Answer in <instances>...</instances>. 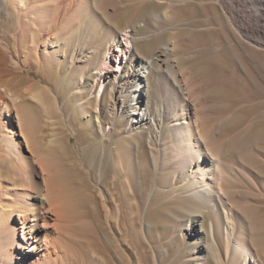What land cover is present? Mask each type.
<instances>
[{"label": "bare ground", "instance_id": "6f19581e", "mask_svg": "<svg viewBox=\"0 0 264 264\" xmlns=\"http://www.w3.org/2000/svg\"><path fill=\"white\" fill-rule=\"evenodd\" d=\"M149 1L155 8L142 14L141 21L136 22L133 10L124 28L116 23L129 6L136 9ZM220 1L231 13L228 18L232 23L233 19L239 21L233 24L236 36L264 47V0ZM255 1L260 6L253 12L249 7ZM173 2L0 0V18L13 24L9 30L0 25V119L2 115L12 116L22 102L33 105L29 99H40L44 104L49 90L40 81L48 75L61 77L71 87V99L81 110L83 125L99 139L101 177L97 194L102 210L116 212V200L129 198L125 186L144 170L148 181L144 210L155 196L173 205V212L179 216L171 219L177 220L174 232L194 248L189 264H225L227 260L231 264H264L252 243L251 221L245 212L264 194L262 138L240 143L250 128L223 130L222 116L209 109L207 94L198 83L203 79L192 78L195 66L191 73V67L181 65L180 57L174 54L178 47L175 34L160 42L157 55L150 54L148 47L157 33L176 27ZM253 19L257 21L252 22L254 25ZM140 40L149 55L139 47ZM31 72L39 79L32 78ZM23 112L18 119L27 130L28 119ZM30 138L26 134L29 146L35 145ZM1 155L0 175H10L8 159ZM107 161L114 171L112 177L109 174L110 181L106 177ZM49 173L44 177L46 188L33 196L37 202L30 203L27 192L14 206L10 204L9 217L17 215L19 220L15 226L5 227L7 238L0 264H85L91 249L90 236L88 243L85 238L93 234L86 228L90 219L85 222L87 218L80 212L83 209L77 210L81 214L76 212L81 208L77 204L72 210L74 200L69 198L68 184ZM75 213L82 217L76 223L83 218L85 221L72 225L75 228L71 231L68 222L77 219ZM18 231L21 239L14 236ZM96 247L114 262L102 240Z\"/></svg>", "mask_w": 264, "mask_h": 264}, {"label": "rangeland", "instance_id": "374dc122", "mask_svg": "<svg viewBox=\"0 0 264 264\" xmlns=\"http://www.w3.org/2000/svg\"><path fill=\"white\" fill-rule=\"evenodd\" d=\"M153 3V1H149L136 9H133L134 5L132 7L129 6L126 10L123 9L124 13L122 12L120 21L117 20L116 23H119L118 25L124 28L133 10L135 11L134 14H136V22L141 21L140 16L142 14L151 12L155 8ZM250 5L249 9L253 12H256L260 6L256 1L253 2V5L252 3ZM171 8L174 19H176L175 16L177 15L178 20L176 19L177 23L175 26L178 27L155 34L153 45L151 44L152 47H148L150 48V54L157 55L155 49L160 42L162 40L165 41L169 35L175 34L178 47L175 49L174 54L178 58L180 57L179 62L181 65L191 67V73H193L192 70L195 66L194 70L196 71L194 72L195 74H192V78L193 80L203 79L202 82L198 81V83H201L200 85L203 86L205 94H207L206 100H208V104L210 103L209 109L222 116L221 124L224 126L222 127L223 130L248 127L250 130L247 128V134L245 133L240 143L262 138L261 148H264V47L256 46L257 44L250 42L247 37L241 36L239 38L236 36L233 24L238 25L239 21L233 19L234 22L232 23L228 18L231 13L226 10L220 0H174ZM255 20L253 19L251 23L253 21L254 24L257 23ZM253 23L252 25H254ZM0 25L2 28L9 30L13 24L7 19L3 20L0 18ZM257 39L260 40L259 37ZM141 41H138L139 47L141 46V49H145V53L149 55L148 48L145 45H141ZM31 76L39 79L33 72H31ZM51 77L52 79H50ZM56 79L57 77L48 75L45 80L40 81V85L49 90L48 100L44 104L40 99H29L28 101L33 103V105H27V103L22 102L24 110H21V105L20 108H14L12 116L2 115L0 119V144H4L3 147L2 145L0 146V156L5 154L9 163H4L12 169L10 175L4 172L0 175V219L2 220V224H0V257L1 252L5 248L4 244L7 238L5 235L7 228H9L8 226H15L17 222L15 220H19L17 215L12 214L9 217L8 213L10 212L8 209L12 210L14 204L27 192L28 194L30 192L28 195V197L30 196L28 199L30 203L37 202L33 196H37V193L46 188L44 177L50 172L49 174L68 184L66 188L69 190V196H72L69 198L74 200L72 206L77 204V206L81 207L76 208V212L80 209L87 212V215L82 212L83 210H80L83 215L77 212L82 217L87 218L86 221L83 220L84 218L79 219L80 222L84 223L85 221L88 223L90 219L91 227L89 223L85 227L90 230L89 232L93 233V237L87 234L88 236L85 238L86 242L89 236L91 239H89L91 249H88L89 254L84 259L85 264L89 262L94 264L95 261L99 262H95V264H189L190 254L194 248L188 242L181 240L174 232L177 223L176 219L179 216L173 212V205L170 206V203L161 196H155L151 201L152 203L146 207V211L144 210L147 197L146 188L148 186L144 170H141L136 178L131 179L129 187L125 186V190L130 194L129 198L127 201L120 200V198L116 200L115 204L117 203L116 205L118 206L116 208L114 204L116 212L102 210L100 205H98L100 197L97 192H99L98 184L101 177L98 152L99 139L96 134L89 133L87 131L88 128L83 125L81 110L76 101L74 100L73 102V99H71L73 94L71 93L70 85L67 84L68 82L61 77ZM73 103L76 104L78 109ZM22 111H24L23 113L28 119V122H25L27 130L22 129V122L18 119ZM26 134L34 139L35 145L29 146ZM32 138L30 139L33 140ZM14 140L17 142H13ZM53 140H55V143L52 142ZM8 151L9 154L7 153ZM9 159L14 161L12 162ZM106 165V177L108 178L106 179L109 180L114 175V171L110 161H107ZM13 170L14 172L12 173ZM15 174L18 175L16 176ZM109 174H111V177ZM14 177L18 178L19 181L18 179L14 180ZM262 192H264V182ZM75 197L78 201H76ZM137 199L140 202L138 205ZM93 200L94 203H92ZM259 200L260 202L247 206L245 212H247L246 214L251 221L249 232L252 237V243L255 245L254 247H256L258 254L260 253V260L264 263L263 193L260 194ZM153 201L155 202L153 203ZM95 202L97 203L95 204ZM10 204H13V206L10 207ZM81 204L84 206L87 204L88 206L83 208L84 206ZM72 210H75V207ZM100 213L103 214L101 215ZM110 213L111 215H109ZM76 217L75 221H73V217V220L68 222L71 224H68L69 228L71 226V231L75 228L72 225L78 226L80 222H76L78 218H82L77 214ZM98 218H103V220ZM174 218L176 219L172 222L171 219L173 220ZM102 222L105 223L103 224L105 228L102 227ZM107 223L109 225L111 223V225L109 226ZM97 234H100L99 237H97ZM21 235V232L19 234L18 231L14 236L18 237L17 239H21ZM98 239L102 240L104 246L111 251L110 254L114 257V260H112L114 262L109 260V256L106 257L96 250L98 249L96 246L100 242ZM225 264L231 263L227 260Z\"/></svg>", "mask_w": 264, "mask_h": 264}]
</instances>
